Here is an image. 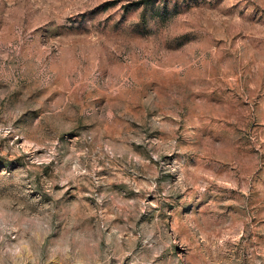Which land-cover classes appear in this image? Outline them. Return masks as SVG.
<instances>
[{
  "label": "rangeland",
  "instance_id": "obj_1",
  "mask_svg": "<svg viewBox=\"0 0 264 264\" xmlns=\"http://www.w3.org/2000/svg\"><path fill=\"white\" fill-rule=\"evenodd\" d=\"M0 264H264V0H0Z\"/></svg>",
  "mask_w": 264,
  "mask_h": 264
}]
</instances>
